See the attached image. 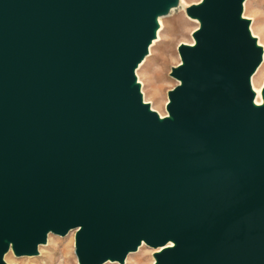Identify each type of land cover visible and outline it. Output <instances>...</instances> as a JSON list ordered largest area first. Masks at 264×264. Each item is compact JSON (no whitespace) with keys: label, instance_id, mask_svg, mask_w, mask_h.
Listing matches in <instances>:
<instances>
[{"label":"water","instance_id":"water-1","mask_svg":"<svg viewBox=\"0 0 264 264\" xmlns=\"http://www.w3.org/2000/svg\"><path fill=\"white\" fill-rule=\"evenodd\" d=\"M244 0H201L169 117L134 71L175 0H0V264L75 231L79 264H264L262 50ZM264 101V88L262 90Z\"/></svg>","mask_w":264,"mask_h":264},{"label":"rangeland","instance_id":"rangeland-1","mask_svg":"<svg viewBox=\"0 0 264 264\" xmlns=\"http://www.w3.org/2000/svg\"><path fill=\"white\" fill-rule=\"evenodd\" d=\"M201 0H180L174 10L163 16V27L160 31V39L150 48V54L144 59L140 67L135 70L136 80L140 83V91L143 101L148 103L151 109L165 116L168 115L166 104L168 92L178 85V81L171 77V69L180 64L178 46L194 43L192 33L199 24L191 20L186 9L197 4ZM242 17L249 21V28L263 46L264 49V0H245L243 3ZM183 5V6H182ZM262 63V62H261ZM261 65V64H260ZM264 69V60L253 79ZM264 79L259 84L263 87ZM150 102V103H149ZM128 253L122 264H154V254L157 248L146 244L139 250ZM75 231H69L65 236H57L49 233L46 242L38 247L35 256H15L8 252L6 264H79L75 255ZM108 262V261H106ZM105 262V263H106ZM103 263V264H105ZM107 264H120L110 261Z\"/></svg>","mask_w":264,"mask_h":264},{"label":"bare ground","instance_id":"bare-ground-1","mask_svg":"<svg viewBox=\"0 0 264 264\" xmlns=\"http://www.w3.org/2000/svg\"><path fill=\"white\" fill-rule=\"evenodd\" d=\"M245 2V0L243 1V3ZM242 3V9H243V4ZM181 3H180V0H175V2L174 3H172L171 5H169V7L167 8V10H166V12L164 13V14H167V13H169L170 11H172V10H174L178 5H180ZM183 6V5H182ZM164 14H160V15H158L157 17H156V28H155V31H154V38L151 40V42H150V44H149V46H148V49H147V54H146V56L148 55V54H150V48H151V46H153L159 39H160V31L162 30V27H163V16H164ZM190 18V17H189ZM241 18L242 19H244L242 16H241ZM191 20H194V21H196L198 24H199V26H200V23H199V21L197 20V19H193V18H190ZM248 29H249V32H250V35H251V37L252 38H254L255 40H256V38H255V36H254V34H253V31H252V29L251 28H249L248 27ZM197 30H199V27H198V29ZM256 45H257V47H260L261 48V50H262V53H261V62L263 63V60H264V49H262L263 48V46H261V43H259L258 41L256 42ZM188 46H191V47H194L195 46V41H194V43H191V44H189ZM145 56V57H146ZM144 57V58H145ZM143 58V59H144ZM143 59L141 60V62L137 65V67L139 66L140 67V65L142 64V62H143ZM260 62V64L262 65V63ZM258 65V67L255 69V71H254V75L257 73V71H258V69L260 68V66L261 65ZM180 65H182V63L180 64ZM136 67V68H137ZM136 70V69H135ZM134 74H135V71H134ZM251 75V77H250V87H251V90H252V92H253V94H254V97H253V104L255 105V106H262L263 104H264V101H263V96H262V90H263V88H264V85H263V87H259V84L261 83V81L264 79V69L263 70H261L258 74V76L256 77V78H254L253 79V77H254V75ZM135 84H137L138 86H139V91H140V83L136 80V75H135ZM140 94H141V91H140ZM141 97H142V94H141ZM142 101H143V98H142ZM143 103L144 104H148V103H146L145 101H143ZM150 103V102H149ZM169 103V101L167 102V104ZM149 105V104H148ZM151 105H149V107H150ZM151 109V108H150ZM152 111H154L153 109H151ZM155 112V111H154ZM157 113V112H156ZM157 115H158V117H159V119L160 120H162V119H164V118H166V117H169V115H167V116H165V115H163V114H159V113H157ZM145 245V243L144 242H141V244L139 245V249L142 247V246H144ZM174 246V244L173 243H168V245H166V246H163V247H159V248H157L158 249V251L156 252V253H159V252H161L162 250H164L165 248H171V247H173ZM138 249V250H139ZM10 250H11V248H9V251L8 252H10ZM130 254V253H129ZM8 256V253H6L5 254V256H4V261H6V257ZM108 262H110V260H108ZM108 262H106L105 264H107ZM124 263V262H123ZM154 264H156V261H155V263Z\"/></svg>","mask_w":264,"mask_h":264}]
</instances>
